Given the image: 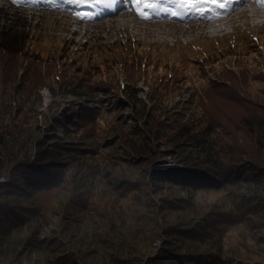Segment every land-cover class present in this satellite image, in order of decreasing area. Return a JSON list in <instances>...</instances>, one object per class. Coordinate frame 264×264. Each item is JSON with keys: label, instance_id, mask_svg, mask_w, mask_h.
Segmentation results:
<instances>
[{"label": "rangeland", "instance_id": "obj_1", "mask_svg": "<svg viewBox=\"0 0 264 264\" xmlns=\"http://www.w3.org/2000/svg\"><path fill=\"white\" fill-rule=\"evenodd\" d=\"M24 1L0 0V182L46 142L70 147L58 179L36 195L34 223L2 234L0 264H59L57 248H45L56 243L76 255L66 264H107L96 238L123 224H136L126 264H150L172 240V224L212 226L204 240L174 248L184 264L201 255L264 264V209L245 211V196L264 197V25L242 18L247 4L227 8L224 29L232 32L217 35L215 8L196 12L208 0H166L171 9L118 0L113 16L112 3L73 0L67 10L63 0L53 8ZM225 1L216 0L218 8ZM158 6L198 15L157 19ZM193 137L203 147L190 145ZM210 138L225 177L207 176L189 190L165 178L174 167L204 170L198 161ZM246 166V180L234 178ZM37 239L44 248H35Z\"/></svg>", "mask_w": 264, "mask_h": 264}, {"label": "trees", "instance_id": "obj_2", "mask_svg": "<svg viewBox=\"0 0 264 264\" xmlns=\"http://www.w3.org/2000/svg\"><path fill=\"white\" fill-rule=\"evenodd\" d=\"M48 1L52 2V4L54 5L53 0ZM71 1L73 0H63L64 3L73 4V2ZM62 7L66 8L69 7V5L66 4ZM77 14L80 17L83 16L82 11L78 12ZM176 122V119H172L166 123H168L169 128H172L173 125H177ZM162 126L163 128L165 127L164 125ZM157 130L165 132V129ZM191 131L192 129H190L188 133H190ZM157 136H159V134H157ZM212 141L213 139L210 138L203 143L205 145L204 149L205 151H207V153L204 158H202V161H198L203 162L202 164L206 166L203 167L198 165V168L203 167L204 170L201 169L199 171L193 170L189 167H174L171 168L174 171L170 173L167 172L165 178L171 182L178 181L183 184V187L185 189L189 190V186L195 187L197 185L207 184V176L213 177L214 175L219 173V176L225 177L229 172L226 173V167L224 168V165L222 163L221 165H219V161L214 158L216 148L212 144ZM185 143L188 144V142ZM189 144H196V146L198 147H203L202 143H199V138L195 139L193 137L192 139H190ZM67 147H70L69 144H66V142L63 141L52 140L46 142L44 145L36 148V153L33 156V158L36 156L35 159H27V161H24V163L19 166L21 170L13 173L11 172L7 180L0 182V239L2 238V234L10 230L11 228L14 229L16 226L24 224L30 226V224H33L35 219H37L36 215H39L40 213L38 212V203L34 201L36 200V195L40 190L47 188L54 180L58 179L59 173L57 172V170H62L64 167L65 158L63 156L66 154L63 149ZM75 148L78 150L86 149L85 146ZM241 171L237 175H234V178L240 180L245 179L246 177L244 176H246V174L249 172V167L246 166ZM201 174L204 175L202 176ZM187 182L189 184H187ZM161 194H166V189H163V192ZM251 196L252 197L245 196L246 198H248L245 204V211L248 214L253 215V213L257 214L258 211H262V209H264V197L263 199L259 200L257 197H254L255 194H252ZM18 198H26V200L30 201V203H23V199L19 200ZM163 201H165V203L163 204L169 203L168 197L165 196L163 198ZM133 226H131L130 224L128 227H126L125 224L118 226L111 225L109 229H106L104 235L96 238L97 248H102L105 251L107 250L106 252H108V254L105 252V254H107L108 256H106L105 254L103 256V258L108 261L107 264L127 263V261L125 262L126 255H123L122 253H124V248L127 249L126 242L130 239V232L131 236L132 234H134V230L136 232V224H134ZM33 230H36V227ZM211 231V225H202L194 228L192 231H190L189 228L184 229V227L179 226V224L168 225L166 227V236L170 237L172 240L168 242V245L165 244L162 249H159L157 255L150 261V264H184V261L182 260L183 258L179 254L177 255L178 248L176 247L182 248V245L186 243L184 242L185 240H190L193 242L200 241L202 239L204 240L206 238V235L211 234ZM180 236H183L184 240H182ZM41 243L42 241L37 239L34 243L35 248H44ZM62 246L63 245H60V243H56L45 247L48 249H50L51 247L57 248L55 249V251H53L55 254L54 262L59 264H66L71 259H76V255H72L71 253L69 255H64L62 252L65 249L62 248ZM97 248L95 247L94 250H96ZM174 248H176L177 250ZM94 252L95 251H88V254L90 253L91 255V253ZM209 256L213 255L210 254ZM204 257L205 256L202 255L198 258L190 257L187 262L188 264H222V261L216 255L213 256L215 257L213 259H209L208 256L205 258ZM79 264H98V262H96L95 259L92 258H82Z\"/></svg>", "mask_w": 264, "mask_h": 264}, {"label": "bare ground", "instance_id": "obj_3", "mask_svg": "<svg viewBox=\"0 0 264 264\" xmlns=\"http://www.w3.org/2000/svg\"><path fill=\"white\" fill-rule=\"evenodd\" d=\"M172 2V1H171ZM256 2L258 3V4H261V5H263L264 6V2H262L261 0H256ZM189 3V2H188ZM196 3V2H195ZM194 3V4H195ZM200 3V2H199ZM231 3V2H230ZM113 6L114 7H117V1L115 0L113 3ZM198 4V3H197ZM243 4H245V3H243ZM185 5V4H184ZM107 7V6H106ZM160 7V6H159ZM158 8V7H157ZM166 8V7H165ZM101 10V9H100ZM122 11V10H121ZM168 11V10H167ZM206 11H208V10H206ZM232 11H233V9H232ZM231 12V11H230ZM230 12H228V13H230ZM182 13V12H181ZM203 13V12H202ZM206 13V12H205ZM208 13V12H207ZM225 13L226 12H223V11H221V12H217V13H215V14H217V15H212V17H217V16H219V15H221V17H225V16H227V15H225ZM123 14V13H122ZM194 14H195V12H194ZM210 14V13H209ZM214 14V13H213ZM121 15V14H120ZM196 15H198V14H196ZM157 16H159V15H156V17ZM160 17V16H159ZM209 17V16H208ZM246 17V18H245ZM249 17H252V18H258V19H260V24L261 25H264V7H258V8H255L254 10H252V12L251 13H248V10H244V12L242 13V18H245V20L247 19V18H249ZM137 19V18H136ZM181 19V18H180ZM199 19V18H198ZM158 21H161V19L160 20H158ZM157 21V22H158ZM147 23V22H146ZM201 24V23H200ZM204 25V24H203ZM191 26V25H190ZM205 26V25H204ZM192 27V26H191ZM198 27V26H197ZM202 27V26H201ZM172 29V28H171ZM193 29V28H192ZM205 29V28H204ZM191 31V30H190ZM224 33H225V31H224ZM224 33H222V34H224Z\"/></svg>", "mask_w": 264, "mask_h": 264}, {"label": "snow or ice", "instance_id": "obj_4", "mask_svg": "<svg viewBox=\"0 0 264 264\" xmlns=\"http://www.w3.org/2000/svg\"><path fill=\"white\" fill-rule=\"evenodd\" d=\"M94 3H97V4H108V3H112L114 2V0H93ZM140 0H136V3H139ZM213 3L216 2V0H212ZM229 2V0H226V3ZM226 3H222L220 4L219 6L220 7H225L226 6ZM145 7H153L152 4H146Z\"/></svg>", "mask_w": 264, "mask_h": 264}, {"label": "clouds", "instance_id": "obj_5", "mask_svg": "<svg viewBox=\"0 0 264 264\" xmlns=\"http://www.w3.org/2000/svg\"><path fill=\"white\" fill-rule=\"evenodd\" d=\"M251 19H253V18L251 17ZM252 22L254 23L255 20L252 21ZM212 25H213V26H212ZM223 25H224V22H223ZM211 26L215 28V30H213V33H214L216 30L218 31V34L216 33L217 35H220V32L224 33V31H225V33H230V32H232V30L230 31V30L224 29L225 26L222 27V25H220V24H219L218 26H215L214 24H211ZM207 27H210V26H207ZM204 33L207 34L208 32L204 31ZM210 33H211V34H210V36H211V35H212V32H210ZM225 33H224V34H225ZM208 34H209V33H208ZM217 35H216V36H217ZM163 41H165V40L163 39Z\"/></svg>", "mask_w": 264, "mask_h": 264}]
</instances>
